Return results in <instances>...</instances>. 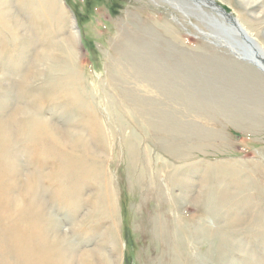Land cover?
Returning a JSON list of instances; mask_svg holds the SVG:
<instances>
[{"label":"rangeland","instance_id":"rangeland-1","mask_svg":"<svg viewBox=\"0 0 264 264\" xmlns=\"http://www.w3.org/2000/svg\"><path fill=\"white\" fill-rule=\"evenodd\" d=\"M212 1L0 0V264H264V0Z\"/></svg>","mask_w":264,"mask_h":264},{"label":"bare ground","instance_id":"bare-ground-1","mask_svg":"<svg viewBox=\"0 0 264 264\" xmlns=\"http://www.w3.org/2000/svg\"><path fill=\"white\" fill-rule=\"evenodd\" d=\"M257 4V3H256ZM252 6H255V4H253ZM262 16V15H261ZM260 16V17H261ZM239 27V29L243 32V33H245V35L249 38V39H251V40H253L254 41V38H252V36H251V34L246 30V28L243 26V25H240V26H238ZM246 36H244V38L246 39ZM253 46H254V44H253ZM257 47V46H256ZM256 50H257V52L259 51L260 52V50L258 49V47L257 48H255ZM255 51V50H254ZM258 54V53H257ZM262 54V53H261ZM260 57H262V56H260ZM264 57V56H263ZM263 57H262V59H263ZM261 59V60H262ZM5 132H7L6 130H3L2 129V125L0 124V135H2V134H4Z\"/></svg>","mask_w":264,"mask_h":264},{"label":"water","instance_id":"water-1","mask_svg":"<svg viewBox=\"0 0 264 264\" xmlns=\"http://www.w3.org/2000/svg\"><path fill=\"white\" fill-rule=\"evenodd\" d=\"M207 2H209V3L212 4V5L214 4V5L217 6L218 8L222 9L223 12H224L229 18H232V16H231L228 12H226V11H225L220 5H218L216 2H213L212 0H207ZM230 23L233 24L234 27L236 26V23H235V22L231 21ZM237 30L239 31L238 28H237ZM239 33H240V31H239ZM241 39L244 40V41H246V39H243V37H241ZM246 42H247V41H246ZM248 44H250V43L248 42Z\"/></svg>","mask_w":264,"mask_h":264}]
</instances>
